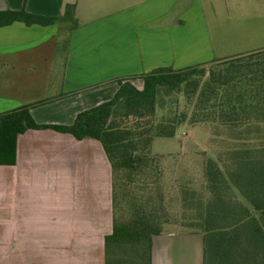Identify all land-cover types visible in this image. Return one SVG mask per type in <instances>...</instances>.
<instances>
[{
    "label": "crops",
    "instance_id": "1",
    "mask_svg": "<svg viewBox=\"0 0 264 264\" xmlns=\"http://www.w3.org/2000/svg\"><path fill=\"white\" fill-rule=\"evenodd\" d=\"M67 5H75L72 20L61 19ZM23 9L59 20L0 28V114L50 99L30 110L38 124H73L111 101L120 78L142 90L143 77L157 69L264 50L253 33L236 50L224 42V21L262 20V0H0V12ZM218 128L228 135L223 149L237 144L232 130ZM233 195L254 211L238 190ZM112 232V166L102 144L51 129L19 135L14 164H0V264H105ZM203 262L201 233L152 237L151 264Z\"/></svg>",
    "mask_w": 264,
    "mask_h": 264
},
{
    "label": "trees",
    "instance_id": "2",
    "mask_svg": "<svg viewBox=\"0 0 264 264\" xmlns=\"http://www.w3.org/2000/svg\"><path fill=\"white\" fill-rule=\"evenodd\" d=\"M74 12L67 5L61 19L72 20ZM58 20L24 9L0 12V28ZM61 48H69L68 39ZM206 65L157 69L143 77L142 90L120 78L111 101L79 113L71 125L35 122L30 110L50 99L2 113L0 164H14L17 138L27 130L98 140L112 166L113 232L105 238V264H151L152 237L173 224L160 183L167 156L154 154L153 142L175 138L183 125L227 126L237 144L219 151L217 160L206 152L190 156L197 174L175 187L179 209L189 213L181 226L203 235V264H264V50L214 64L210 72ZM235 190L254 211L237 202Z\"/></svg>",
    "mask_w": 264,
    "mask_h": 264
},
{
    "label": "rangeland",
    "instance_id": "3",
    "mask_svg": "<svg viewBox=\"0 0 264 264\" xmlns=\"http://www.w3.org/2000/svg\"><path fill=\"white\" fill-rule=\"evenodd\" d=\"M262 4L264 9V0H262ZM234 17L236 18H233V20L224 21L227 24L225 27L226 33L224 42L230 46L231 50H236L241 47L251 33L253 34L249 39H255L260 36V41L255 45L264 43V17L259 21L253 20L257 25L250 19L245 21L238 16ZM244 22H246L248 26H245ZM241 24H244L245 27L241 28ZM254 25L257 26V29L254 28ZM257 30L260 31L261 34ZM213 66L214 64H207L205 66L207 72L214 69ZM176 96L175 93H172L169 97ZM182 96L183 94L179 95L181 101L185 99ZM161 98L162 97L159 98L160 102L163 101ZM183 106L182 104V107ZM226 136H228L227 132L222 128H215L207 124H199L196 128L189 126L180 128L175 138H158L153 142V153L167 156L160 162V168L162 170L160 183L163 185L164 190L165 211L168 214V218L172 221L171 223H173L165 227L166 231L189 230L187 227L184 229L181 226L182 222H185L186 217L189 216V213H184L186 217L183 218L184 215L182 210L181 208L179 209V205L174 199V190L178 184H191V176L197 174V169L191 165L192 160L190 156H199L197 153L206 152L207 155L214 158V149L217 150V153L223 150V140ZM186 155H189L188 159L185 158ZM180 161H184L183 164H179Z\"/></svg>",
    "mask_w": 264,
    "mask_h": 264
}]
</instances>
